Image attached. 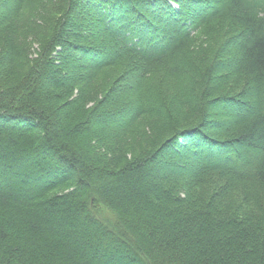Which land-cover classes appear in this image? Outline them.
<instances>
[{
	"label": "trees",
	"instance_id": "obj_1",
	"mask_svg": "<svg viewBox=\"0 0 264 264\" xmlns=\"http://www.w3.org/2000/svg\"><path fill=\"white\" fill-rule=\"evenodd\" d=\"M0 13V264H264V0Z\"/></svg>",
	"mask_w": 264,
	"mask_h": 264
},
{
	"label": "rangeland",
	"instance_id": "obj_2",
	"mask_svg": "<svg viewBox=\"0 0 264 264\" xmlns=\"http://www.w3.org/2000/svg\"><path fill=\"white\" fill-rule=\"evenodd\" d=\"M0 14H3V13H0ZM90 18L87 17V20H90ZM27 30V29H26ZM32 31H31V35H32ZM38 48V45L35 44L33 46V49H37ZM145 129V128H144ZM148 129H145V132L147 133ZM141 134L139 133V131L137 129H134V131L131 133V134H128L125 136V139H122V143L121 145L124 146V150L127 152V154L130 156L132 153H137V152H140L142 151L143 149V145L141 144V141L144 140L142 139V135L140 136ZM139 136V137H138ZM154 143L156 141H153ZM153 144V143H152ZM151 145V144H150ZM149 145V146H150ZM153 146V145H152ZM204 153L205 150L201 149ZM203 164L204 162H208V160L206 159H201ZM170 161H173V159H170Z\"/></svg>",
	"mask_w": 264,
	"mask_h": 264
}]
</instances>
